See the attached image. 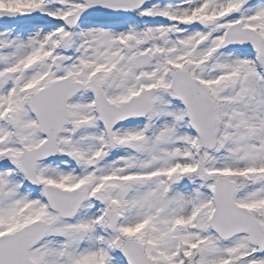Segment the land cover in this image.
<instances>
[{"label":"snow or ice","instance_id":"snow-or-ice-1","mask_svg":"<svg viewBox=\"0 0 264 264\" xmlns=\"http://www.w3.org/2000/svg\"><path fill=\"white\" fill-rule=\"evenodd\" d=\"M0 264H264V0H0Z\"/></svg>","mask_w":264,"mask_h":264}]
</instances>
